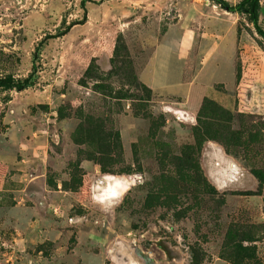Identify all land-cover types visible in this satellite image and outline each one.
Here are the masks:
<instances>
[{"label": "rangeland", "instance_id": "obj_1", "mask_svg": "<svg viewBox=\"0 0 264 264\" xmlns=\"http://www.w3.org/2000/svg\"><path fill=\"white\" fill-rule=\"evenodd\" d=\"M164 46L178 84L233 58L230 102L147 84ZM33 65L0 88V264H264V34L246 12L0 0V78Z\"/></svg>", "mask_w": 264, "mask_h": 264}, {"label": "crops", "instance_id": "obj_2", "mask_svg": "<svg viewBox=\"0 0 264 264\" xmlns=\"http://www.w3.org/2000/svg\"><path fill=\"white\" fill-rule=\"evenodd\" d=\"M167 49V46H164L161 53L155 55L143 72L142 79L147 84L159 93L185 95L186 103L191 104L193 110L199 107L204 95H208L224 105L230 102V96L226 91H231L235 84L236 67L233 58L230 56L209 58L206 66L209 78L207 84H178L174 80L175 73L171 67L172 56ZM224 70L226 72L222 74ZM218 83L226 91L220 90L217 87Z\"/></svg>", "mask_w": 264, "mask_h": 264}, {"label": "trees", "instance_id": "obj_3", "mask_svg": "<svg viewBox=\"0 0 264 264\" xmlns=\"http://www.w3.org/2000/svg\"><path fill=\"white\" fill-rule=\"evenodd\" d=\"M219 3L222 7L228 8L231 10H240L246 12L251 20L253 21L254 25L258 28L260 32L263 33L262 29L259 27V7H260V0H241L236 5H230L226 0H215ZM56 37V35H49L45 39ZM42 42L37 46V53L42 45ZM37 76V66L33 65L32 71L28 74L25 78H16L12 75H7L5 77L0 78V88L1 89H23L26 88L28 85L34 82Z\"/></svg>", "mask_w": 264, "mask_h": 264}, {"label": "bare ground", "instance_id": "obj_4", "mask_svg": "<svg viewBox=\"0 0 264 264\" xmlns=\"http://www.w3.org/2000/svg\"><path fill=\"white\" fill-rule=\"evenodd\" d=\"M113 186V185H112Z\"/></svg>", "mask_w": 264, "mask_h": 264}]
</instances>
